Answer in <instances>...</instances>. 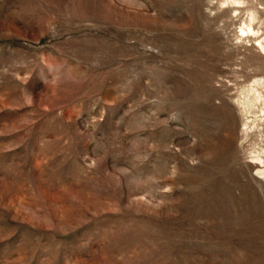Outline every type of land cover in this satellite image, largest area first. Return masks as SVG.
Wrapping results in <instances>:
<instances>
[{
  "label": "rangeland",
  "instance_id": "1",
  "mask_svg": "<svg viewBox=\"0 0 264 264\" xmlns=\"http://www.w3.org/2000/svg\"><path fill=\"white\" fill-rule=\"evenodd\" d=\"M0 264H264V0H0Z\"/></svg>",
  "mask_w": 264,
  "mask_h": 264
}]
</instances>
